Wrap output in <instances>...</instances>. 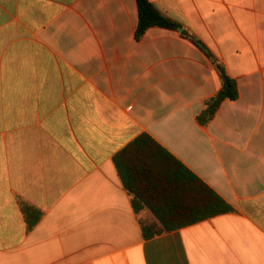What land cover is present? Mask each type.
Masks as SVG:
<instances>
[{
    "label": "crops",
    "instance_id": "1",
    "mask_svg": "<svg viewBox=\"0 0 264 264\" xmlns=\"http://www.w3.org/2000/svg\"><path fill=\"white\" fill-rule=\"evenodd\" d=\"M149 1L183 29L136 40V0H0V264H264V0ZM186 34L238 82L206 125L221 80ZM143 133L232 210L145 239L114 163Z\"/></svg>",
    "mask_w": 264,
    "mask_h": 264
},
{
    "label": "trees",
    "instance_id": "2",
    "mask_svg": "<svg viewBox=\"0 0 264 264\" xmlns=\"http://www.w3.org/2000/svg\"><path fill=\"white\" fill-rule=\"evenodd\" d=\"M138 24L135 39L140 40L149 28L181 31L183 27L161 13L149 0H136ZM214 65L220 80L219 91L206 100L198 115L200 124H208L225 100L239 97L237 80L225 65L197 36L183 35ZM119 176L132 195L134 209L147 208L155 221L142 220L145 239L170 232L212 216L230 212L232 207L190 172L180 161L148 134H141L114 156ZM38 216L36 220L39 218ZM34 222H30V227Z\"/></svg>",
    "mask_w": 264,
    "mask_h": 264
},
{
    "label": "water",
    "instance_id": "3",
    "mask_svg": "<svg viewBox=\"0 0 264 264\" xmlns=\"http://www.w3.org/2000/svg\"><path fill=\"white\" fill-rule=\"evenodd\" d=\"M182 33H183V34H185V33H186V31H182Z\"/></svg>",
    "mask_w": 264,
    "mask_h": 264
}]
</instances>
